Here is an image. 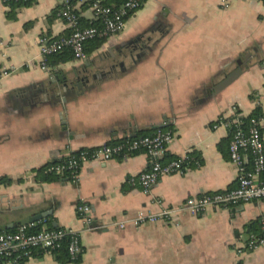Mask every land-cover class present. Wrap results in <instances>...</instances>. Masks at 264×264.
Listing matches in <instances>:
<instances>
[{"label":"crops","instance_id":"0c3cea01","mask_svg":"<svg viewBox=\"0 0 264 264\" xmlns=\"http://www.w3.org/2000/svg\"><path fill=\"white\" fill-rule=\"evenodd\" d=\"M11 2L0 0V225L52 211L45 219L82 243L79 261L65 264H264V245L236 252L250 225L260 229L264 200L118 226L236 186L228 130L213 124L232 109L257 113L264 141V0H145L86 60L49 58L46 69L37 39L68 32L57 16L64 0ZM71 4L88 23L89 4ZM93 62L101 67L89 83L55 93L52 79L82 76ZM158 129L174 135L162 161L183 159L184 171L162 176L150 192L129 181L149 167L144 152L87 161L74 181L45 171L69 153ZM82 203L97 229L77 213ZM26 264L61 263L34 252Z\"/></svg>","mask_w":264,"mask_h":264},{"label":"built area","instance_id":"2783aa9c","mask_svg":"<svg viewBox=\"0 0 264 264\" xmlns=\"http://www.w3.org/2000/svg\"><path fill=\"white\" fill-rule=\"evenodd\" d=\"M72 1L78 3L90 1V23L94 22L93 24L81 26L80 16L75 12ZM139 6L140 0H124L116 7L105 5L101 0H64L63 7L57 11V16L66 22L68 32L58 37L41 35L37 39L41 56L40 67L46 69L48 58L65 49L72 52L75 60H86V42L99 37L108 39L120 33L125 27L126 18ZM262 64L264 65V60ZM7 73L6 70L2 72L4 75ZM240 117L237 110L232 109L229 116H219L213 124V128L224 126L228 130L229 160L237 171L234 188L191 196L178 206L162 207L158 212H140L134 218L120 222L118 226L123 228L127 223H131L135 229H139L147 223L158 221L175 223L177 222L175 217L181 213L196 215L210 207L228 208L264 200V141L260 127L261 117L250 116L245 124ZM173 137L170 130L162 129L156 130L151 135L127 136L114 143L69 153L60 162L51 164L45 171L67 174L69 179L74 181L81 165L87 161L104 163L115 157L127 158L137 152H144L150 160L149 167L129 181L132 185H138L144 192H150L162 176L184 171L183 159L176 158L166 163L162 161L167 145ZM76 211L89 229L98 228L92 224L88 205L77 204ZM47 222V219L42 218L19 224L10 231H0V264L8 257H13V261H16L20 255L29 257L33 251L51 253L61 247L65 237L68 238L66 249L70 258L73 260L80 258L83 248L79 233L67 228H49ZM37 226L40 227L39 230L33 231ZM261 245H264V217L260 219V232L250 234L236 252L242 255Z\"/></svg>","mask_w":264,"mask_h":264},{"label":"trees","instance_id":"16d2710c","mask_svg":"<svg viewBox=\"0 0 264 264\" xmlns=\"http://www.w3.org/2000/svg\"><path fill=\"white\" fill-rule=\"evenodd\" d=\"M145 0H140V6L142 5V3L144 2ZM29 2V0H26V1H18V2H11V4H16V5H22V4H27ZM101 2L105 5H109V6H118L120 5L121 3L124 2V0H101ZM86 3H90V1H87ZM12 17V16H10ZM80 24L81 26H88V25H91L93 24L94 22L90 23V20L88 23H85L82 18L80 17ZM106 41V38H94V39H91V40H88L85 44V52L86 53H91L92 51L98 49L104 42ZM50 59H52V62L53 64L55 63H58V62H66V61H69V60H72L73 59V55H72V52L70 50H63L59 53H56V54H53L52 56L49 57ZM48 58V59H49ZM251 116V115H250ZM250 116H241L240 119L241 121L244 122V124L247 122V120L249 119ZM252 116H258L257 113L253 114ZM163 130V129H162ZM147 134H151L149 132H138L136 135L134 136H139V135H147ZM133 136V137H134ZM60 162V161H58ZM57 163V162H55ZM54 164V163H52ZM184 164V163H183ZM51 164L45 166V168L47 169ZM43 168V169H45ZM47 173H51V174H54V172H47ZM47 175V174H46ZM63 177H68L67 174H63L61 175ZM69 178V177H68ZM51 179L50 177H46L45 180H49ZM4 181V178H0V182ZM48 224V227L49 228H60L58 226H53L52 223L50 221L47 222ZM39 226H37L36 228L33 229V231H37L39 230ZM8 231L10 230H13V228H10V229H7ZM249 231L250 232H253V234H257L260 232V229H258V227L256 225H254L253 227H251V225L249 226ZM67 241H68V238L65 237L63 238L62 240V243H61V247L59 248H56L54 249L51 253L54 255L55 259L57 261H59L61 264H65L67 262H77L79 261V258L78 259H71L68 252H67V249H66V244H67ZM34 252H37V253H43L41 251H33L32 254ZM28 257L24 256V255H20L19 258L16 259V261H13V257H8V258H5L1 264H26V260H27Z\"/></svg>","mask_w":264,"mask_h":264},{"label":"water","instance_id":"95a60500","mask_svg":"<svg viewBox=\"0 0 264 264\" xmlns=\"http://www.w3.org/2000/svg\"><path fill=\"white\" fill-rule=\"evenodd\" d=\"M239 63V62H238ZM101 66H95L94 62L90 64V69H87L83 72L82 76H75V77H67L66 75L62 76L61 78L55 77L52 79L53 83H57L55 87H53V90L57 95H66L70 91H73L75 88H82L83 83H89V81L94 77V75L99 74V71H95L94 69H100ZM240 70L234 72L233 74L229 75L226 79V82L231 80ZM166 124H161L158 126H155L156 128L165 127ZM52 211L47 212H40L38 214H35L34 216H30L27 218H22L17 221L11 222L9 224H2L0 225V231H5L10 228H15L19 224H26L31 221L40 220L42 218H45L47 215H50ZM2 214H6L5 210H2ZM53 226H56L54 223Z\"/></svg>","mask_w":264,"mask_h":264}]
</instances>
